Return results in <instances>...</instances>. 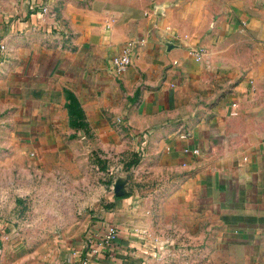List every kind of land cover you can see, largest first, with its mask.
Returning <instances> with one entry per match:
<instances>
[{
    "label": "crops",
    "instance_id": "obj_1",
    "mask_svg": "<svg viewBox=\"0 0 264 264\" xmlns=\"http://www.w3.org/2000/svg\"><path fill=\"white\" fill-rule=\"evenodd\" d=\"M0 41L5 163L55 165L73 134L141 159L99 216L120 251L69 264H139L172 226L221 264H264V0H0Z\"/></svg>",
    "mask_w": 264,
    "mask_h": 264
},
{
    "label": "rangeland",
    "instance_id": "obj_2",
    "mask_svg": "<svg viewBox=\"0 0 264 264\" xmlns=\"http://www.w3.org/2000/svg\"><path fill=\"white\" fill-rule=\"evenodd\" d=\"M73 135L51 166L7 164L8 148L0 151V263L69 264L72 249L83 250L90 235L99 239L101 210L130 196V180L140 187L128 174L141 160L137 154L85 147ZM178 236L172 226L139 264H221L219 247Z\"/></svg>",
    "mask_w": 264,
    "mask_h": 264
},
{
    "label": "built area",
    "instance_id": "obj_3",
    "mask_svg": "<svg viewBox=\"0 0 264 264\" xmlns=\"http://www.w3.org/2000/svg\"><path fill=\"white\" fill-rule=\"evenodd\" d=\"M50 7L48 4H44L40 7V13H48ZM6 51V44L0 41V54H4ZM135 51V43L133 41H127L122 46L120 51L112 58V63L117 74L126 72L133 62V55ZM207 48L205 46H191L189 47V53L197 60H203L207 55ZM251 84L256 89L255 81L252 79ZM236 107L237 104L233 103ZM236 114V112H233ZM185 137V136H183ZM190 147L185 148L186 152H190ZM193 152L199 153V149H193ZM120 232L115 224H106L99 239L94 240L93 235L87 238L86 245L83 247V251H86L90 255H108L110 257L116 256L120 251L119 244ZM81 264H90L88 257L81 259Z\"/></svg>",
    "mask_w": 264,
    "mask_h": 264
}]
</instances>
